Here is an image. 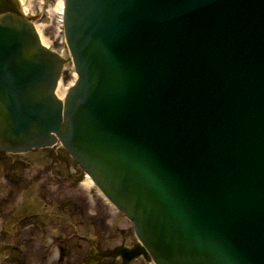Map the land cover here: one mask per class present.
Instances as JSON below:
<instances>
[{"label": "water", "instance_id": "obj_1", "mask_svg": "<svg viewBox=\"0 0 264 264\" xmlns=\"http://www.w3.org/2000/svg\"><path fill=\"white\" fill-rule=\"evenodd\" d=\"M10 4L0 149L61 144L131 221L123 263L264 264V0H63V101L66 60Z\"/></svg>", "mask_w": 264, "mask_h": 264}, {"label": "rangeland", "instance_id": "obj_2", "mask_svg": "<svg viewBox=\"0 0 264 264\" xmlns=\"http://www.w3.org/2000/svg\"><path fill=\"white\" fill-rule=\"evenodd\" d=\"M60 0H25L22 8L43 43L67 51ZM65 65L56 88L63 97L73 83ZM136 242L131 223L89 184L60 147L17 158L0 151V264H120L97 253ZM130 264H151L139 258Z\"/></svg>", "mask_w": 264, "mask_h": 264}, {"label": "bare ground", "instance_id": "obj_3", "mask_svg": "<svg viewBox=\"0 0 264 264\" xmlns=\"http://www.w3.org/2000/svg\"><path fill=\"white\" fill-rule=\"evenodd\" d=\"M24 0H20V2L22 3ZM61 10H62V2H61V0L59 1V5L57 6V10H56V12H57V14L61 17ZM64 58H66V60L69 62L70 61V55L68 54V52L66 51L65 52V54H64V56H63ZM59 98H61V97H59ZM62 99V98H61ZM86 179H87V182L89 183V184H91V181L89 180V178H87L86 177Z\"/></svg>", "mask_w": 264, "mask_h": 264}]
</instances>
